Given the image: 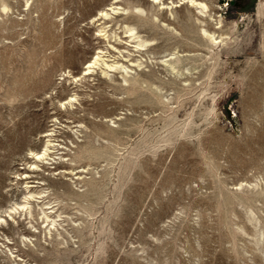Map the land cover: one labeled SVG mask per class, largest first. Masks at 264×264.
<instances>
[{
  "label": "rangeland",
  "instance_id": "obj_1",
  "mask_svg": "<svg viewBox=\"0 0 264 264\" xmlns=\"http://www.w3.org/2000/svg\"><path fill=\"white\" fill-rule=\"evenodd\" d=\"M0 264H264V0H0Z\"/></svg>",
  "mask_w": 264,
  "mask_h": 264
},
{
  "label": "bare ground",
  "instance_id": "obj_2",
  "mask_svg": "<svg viewBox=\"0 0 264 264\" xmlns=\"http://www.w3.org/2000/svg\"><path fill=\"white\" fill-rule=\"evenodd\" d=\"M152 1H155V2H157L158 0H152ZM102 13L103 14H106V12L105 11H102ZM92 65V62H89V64H88V66L87 67H90ZM42 156V153L41 152H39V153H36V157L37 158H39V157H41ZM35 168V166H33L32 167V169H34Z\"/></svg>",
  "mask_w": 264,
  "mask_h": 264
}]
</instances>
